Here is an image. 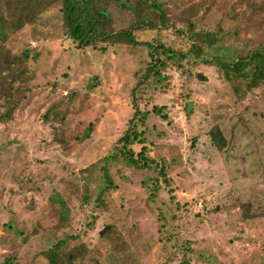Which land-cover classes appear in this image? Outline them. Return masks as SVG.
Instances as JSON below:
<instances>
[{
  "label": "rangeland",
  "instance_id": "1",
  "mask_svg": "<svg viewBox=\"0 0 264 264\" xmlns=\"http://www.w3.org/2000/svg\"><path fill=\"white\" fill-rule=\"evenodd\" d=\"M156 2L143 24L164 27L134 31L139 40L186 50L190 40L178 30L190 17L197 29L219 33L214 52L229 60L264 37V0ZM161 8L172 21L153 18ZM108 12L115 30L132 17L117 4ZM7 45L15 53L28 50L31 78L13 117L0 123V263L10 256L15 264H48L40 252L65 237L73 264H264V86L239 100L213 65L169 69L170 87L141 108L150 154L165 160L170 183L151 201L153 172L114 164L108 208L88 226L78 176L127 128L129 91L147 50L119 43L104 51L76 48L64 34L58 3L10 35ZM216 123L229 139L228 156L208 134ZM83 132L82 141L74 140ZM55 189L68 199V223L59 222L50 199ZM245 202L254 216L241 215Z\"/></svg>",
  "mask_w": 264,
  "mask_h": 264
},
{
  "label": "trees",
  "instance_id": "2",
  "mask_svg": "<svg viewBox=\"0 0 264 264\" xmlns=\"http://www.w3.org/2000/svg\"><path fill=\"white\" fill-rule=\"evenodd\" d=\"M57 3L64 34L76 48L104 51L108 45L130 44L145 47L148 55L144 68L137 73L136 81L129 91L133 113L127 128L105 154L88 165L78 176L82 186L80 200L88 206L90 219L86 225L90 226L94 224L97 215L108 208L106 195L116 187L111 176V167L114 164L122 163L138 170L153 172L148 186V199L151 201L156 199L163 184L170 183L165 160H156L150 154V144L145 132L147 110L141 108L142 104L153 102L155 94L163 93L170 87L172 76L168 70L175 68L185 73L190 67L213 65L218 76L242 100L248 92L264 86V37L255 39L257 44L244 54L236 49L235 55L227 60L215 53L219 33L197 29L196 23L190 17L183 20V28L178 30L190 40L186 50L174 48L158 40L137 39L134 31L146 27H164L156 23L150 26L143 24L145 16L150 15L152 6L157 7L156 0H0V123H6L13 117L15 109L27 94L31 78L27 65L28 50L15 53L8 47L7 40L14 32L20 31L25 24L33 22L43 11ZM110 4L120 5L132 12L128 24L119 30L113 28V20L108 12ZM161 9L153 18L165 16L172 21L168 12ZM247 9L257 18H261V13L249 4ZM153 110L158 112L160 109L153 107ZM86 128L92 130L93 122H88ZM86 134L83 132L74 135V140L82 141ZM208 134L215 147L224 156H228L231 148L223 128L216 123ZM50 199L58 207L59 222L68 223L71 211L68 199L56 189L51 193ZM250 205L249 202L241 204L243 217L255 215L251 214L255 212H251ZM112 233L111 225L104 236L109 238ZM71 237L78 239L79 235L71 234ZM112 238L116 250L121 249L119 238ZM66 246V238H59L40 253L48 264H73L75 254L72 250H66ZM180 249L187 255L185 247ZM78 250L79 248L76 249ZM0 264H15V261L7 256ZM90 264L102 263L93 259Z\"/></svg>",
  "mask_w": 264,
  "mask_h": 264
}]
</instances>
